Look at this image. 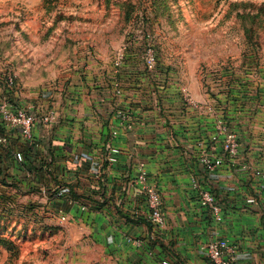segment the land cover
Here are the masks:
<instances>
[{
    "label": "crops",
    "instance_id": "crops-1",
    "mask_svg": "<svg viewBox=\"0 0 264 264\" xmlns=\"http://www.w3.org/2000/svg\"><path fill=\"white\" fill-rule=\"evenodd\" d=\"M128 54L118 71L106 61L103 70L87 66L63 91L44 94L39 105H51L57 117L34 126L32 143L0 126L7 138L0 142V210L16 207V196L37 197L23 201L49 210L46 224L66 228L61 264H210L203 246L217 235L238 246V264H264V180L255 174L264 168V87L220 93L199 82L183 86L172 73L148 70L136 51ZM182 87L206 106L189 104ZM117 107L130 111L125 122ZM223 113L238 135L239 156L209 171L200 158ZM110 146L119 149L117 160L96 175ZM215 151L222 152L220 142ZM141 161L163 196L162 227L151 223L136 180ZM33 165L38 174L27 175ZM194 179L214 192L221 220L201 206Z\"/></svg>",
    "mask_w": 264,
    "mask_h": 264
},
{
    "label": "rangeland",
    "instance_id": "rangeland-1",
    "mask_svg": "<svg viewBox=\"0 0 264 264\" xmlns=\"http://www.w3.org/2000/svg\"><path fill=\"white\" fill-rule=\"evenodd\" d=\"M148 40L154 71L183 86L264 87V0H0V84L11 75L17 103L29 107L87 66L113 65L127 44L125 55L144 59ZM28 198L37 199L16 196L0 210L9 216L0 217V264H61L66 228L46 224L49 210Z\"/></svg>",
    "mask_w": 264,
    "mask_h": 264
},
{
    "label": "built area",
    "instance_id": "built-area-1",
    "mask_svg": "<svg viewBox=\"0 0 264 264\" xmlns=\"http://www.w3.org/2000/svg\"><path fill=\"white\" fill-rule=\"evenodd\" d=\"M149 38V34H148ZM129 43H132L131 41ZM143 52V60L145 67L153 71L157 64V54L154 45L151 40L145 42ZM120 50L114 61L113 66L115 71H118L122 66L123 59L125 57V48ZM182 91L185 100L194 107H202V103L195 100L189 93L186 87H182ZM115 92L121 94L122 89L119 81H115ZM206 105H203L205 107ZM212 110L213 108L210 107ZM117 116L125 122L130 114V111L124 107H117ZM57 117V111L51 105L45 107L44 105L32 104L29 107H23L17 103L14 95V78L8 75L7 78L2 80L0 84V126L10 129L18 130L23 140L32 143L34 141V126L37 124H43L50 126ZM117 135V130L113 131V136ZM211 148L206 149L202 154L200 160L205 168L209 171L215 170L218 166L222 165L226 161L236 162L240 151V141L238 135L233 131L230 121L226 118V115L220 114L216 118L215 128L211 134ZM6 136H0V142H6ZM217 142L222 145V152L217 153L215 151ZM119 149L115 146H110L108 153L100 160L96 166V175L101 174L105 165L111 164L117 160V153ZM15 157L19 161H24V155L18 151ZM138 169L136 174V180L139 181L142 192L146 198L148 207L150 209L149 219L153 226L162 227L166 223V213L164 210V202L161 190L156 181L151 179L149 172L145 167L143 161L138 163ZM27 175L36 176L38 169L31 167L26 169ZM255 174L260 176L264 180V168L255 170ZM193 186L197 189L201 206L210 212L217 220L223 218V207L217 200L214 192L208 186L202 185L197 179L193 180ZM84 208V206H83ZM66 216H60V222L66 221ZM129 241H133L137 244L142 242V238L137 236H128ZM206 252L210 264H238L239 250L238 246L231 242L225 236H215L209 242L203 246Z\"/></svg>",
    "mask_w": 264,
    "mask_h": 264
},
{
    "label": "trees",
    "instance_id": "trees-1",
    "mask_svg": "<svg viewBox=\"0 0 264 264\" xmlns=\"http://www.w3.org/2000/svg\"><path fill=\"white\" fill-rule=\"evenodd\" d=\"M34 166V165H33ZM35 167V166H34ZM38 167V166H37ZM36 168V167H35Z\"/></svg>",
    "mask_w": 264,
    "mask_h": 264
}]
</instances>
